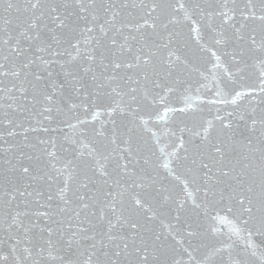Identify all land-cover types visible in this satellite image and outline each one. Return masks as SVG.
<instances>
[{"label":"snow or ice","instance_id":"6c2138e0","mask_svg":"<svg viewBox=\"0 0 264 264\" xmlns=\"http://www.w3.org/2000/svg\"><path fill=\"white\" fill-rule=\"evenodd\" d=\"M0 264H264V0H0Z\"/></svg>","mask_w":264,"mask_h":264}]
</instances>
